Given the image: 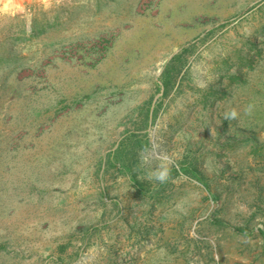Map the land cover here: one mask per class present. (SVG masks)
Masks as SVG:
<instances>
[{"label":"rangeland","instance_id":"1","mask_svg":"<svg viewBox=\"0 0 264 264\" xmlns=\"http://www.w3.org/2000/svg\"><path fill=\"white\" fill-rule=\"evenodd\" d=\"M0 264H264V0L2 16Z\"/></svg>","mask_w":264,"mask_h":264},{"label":"crops","instance_id":"2","mask_svg":"<svg viewBox=\"0 0 264 264\" xmlns=\"http://www.w3.org/2000/svg\"><path fill=\"white\" fill-rule=\"evenodd\" d=\"M26 8V0H0V18L14 10Z\"/></svg>","mask_w":264,"mask_h":264},{"label":"clouds","instance_id":"3","mask_svg":"<svg viewBox=\"0 0 264 264\" xmlns=\"http://www.w3.org/2000/svg\"><path fill=\"white\" fill-rule=\"evenodd\" d=\"M232 116L235 117V113L234 112L232 113ZM158 179L163 180L164 177L163 176H160V177H158Z\"/></svg>","mask_w":264,"mask_h":264}]
</instances>
